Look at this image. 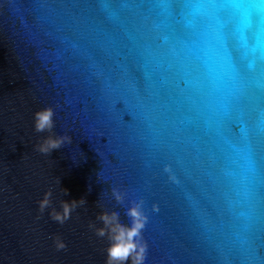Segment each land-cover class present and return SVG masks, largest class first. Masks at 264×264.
Returning <instances> with one entry per match:
<instances>
[{
	"label": "water",
	"instance_id": "1",
	"mask_svg": "<svg viewBox=\"0 0 264 264\" xmlns=\"http://www.w3.org/2000/svg\"><path fill=\"white\" fill-rule=\"evenodd\" d=\"M136 199L144 264H264V0H0V264H105Z\"/></svg>",
	"mask_w": 264,
	"mask_h": 264
},
{
	"label": "clouds",
	"instance_id": "2",
	"mask_svg": "<svg viewBox=\"0 0 264 264\" xmlns=\"http://www.w3.org/2000/svg\"><path fill=\"white\" fill-rule=\"evenodd\" d=\"M54 111L52 108H45L34 113V131L37 133H49L39 144L35 146V150L41 154L50 155L53 150L60 149L64 145L72 143L70 135H55L52 130L54 128ZM164 171L170 172V168L165 166ZM170 179L175 178L170 176ZM58 183H60L58 181ZM63 194L67 195V191L63 190ZM51 190L44 193L43 198L37 202L38 211L44 213L45 209L50 208V218L63 224L71 217V213L80 206H84L86 201L72 200L60 202V211L52 208ZM111 197L117 204H123L126 193L117 187L111 188ZM129 207L125 211L129 223L127 225L120 222L119 213L116 211L102 212L96 219L102 224V227L96 228L95 225L90 227L95 229L98 237L107 236L109 246L105 249L106 261L105 264H144L145 255L147 252V245L143 241L142 231L148 221V217L144 212V200L136 199L129 201ZM153 211H158L153 205ZM57 250H62L66 245L57 237L54 241Z\"/></svg>",
	"mask_w": 264,
	"mask_h": 264
}]
</instances>
